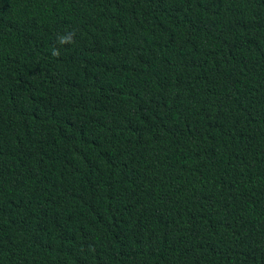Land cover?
I'll list each match as a JSON object with an SVG mask.
<instances>
[{
    "label": "trees",
    "instance_id": "1",
    "mask_svg": "<svg viewBox=\"0 0 264 264\" xmlns=\"http://www.w3.org/2000/svg\"><path fill=\"white\" fill-rule=\"evenodd\" d=\"M0 264H264V0H0Z\"/></svg>",
    "mask_w": 264,
    "mask_h": 264
},
{
    "label": "clouds",
    "instance_id": "2",
    "mask_svg": "<svg viewBox=\"0 0 264 264\" xmlns=\"http://www.w3.org/2000/svg\"><path fill=\"white\" fill-rule=\"evenodd\" d=\"M61 42H64L63 39H62ZM53 55H58V52L54 51V52H53Z\"/></svg>",
    "mask_w": 264,
    "mask_h": 264
}]
</instances>
